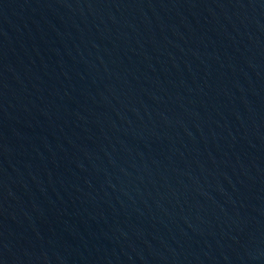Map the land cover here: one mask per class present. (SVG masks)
<instances>
[{
	"label": "water",
	"instance_id": "obj_1",
	"mask_svg": "<svg viewBox=\"0 0 264 264\" xmlns=\"http://www.w3.org/2000/svg\"><path fill=\"white\" fill-rule=\"evenodd\" d=\"M0 264H264V0H0Z\"/></svg>",
	"mask_w": 264,
	"mask_h": 264
}]
</instances>
